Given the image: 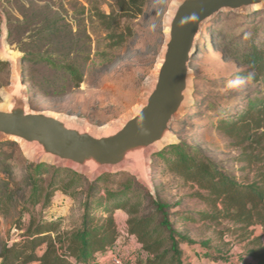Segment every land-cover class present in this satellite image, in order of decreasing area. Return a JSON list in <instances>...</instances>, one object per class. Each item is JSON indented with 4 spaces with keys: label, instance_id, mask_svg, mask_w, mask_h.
I'll list each match as a JSON object with an SVG mask.
<instances>
[{
    "label": "trees",
    "instance_id": "1",
    "mask_svg": "<svg viewBox=\"0 0 264 264\" xmlns=\"http://www.w3.org/2000/svg\"><path fill=\"white\" fill-rule=\"evenodd\" d=\"M145 3L146 0H108L109 11L105 12L94 0L89 19L106 33L104 37L110 45H121L131 35L129 27L120 31L121 20L141 15ZM31 8V15L25 10L23 19L15 24L37 23L34 41L38 50L44 45L46 48L42 52L20 48L22 64L44 65L50 70V77H43L42 87L52 89L61 83L68 89L78 88L91 60L92 41L86 34L84 6H80L81 17L75 20L76 31L60 11H52L49 2ZM224 15L226 12H219L206 22L203 40L222 47L227 57L243 67L242 77L264 83V10L236 15L238 24H248L249 29L229 37L220 36L215 25ZM10 24L8 19L7 25ZM5 66L0 61V69ZM22 76L25 81V68ZM214 116L216 131L239 151L236 161L241 164L240 170H256L253 178L226 173L200 149L181 140L153 155L156 171L181 179L194 190V197L209 206L208 212L197 214L198 219L188 212H172L175 204L165 202L156 189L150 193L126 171L102 173L88 181L71 168L18 158L20 149L16 142H0V173L5 176L0 180V211L21 201L20 212L29 215L27 223L15 222L21 231L16 240L0 241V264H95L97 257L117 242V211L125 214V232L139 244L145 255L144 264H185L182 245L194 242L177 230L172 213L178 216L176 220L185 222H230L229 233H240L243 240H248L244 261L264 264V96L238 98ZM13 161L21 167L19 174V165L14 168ZM56 192L73 199L82 197L80 213L65 227L63 218L48 219L35 209L50 207ZM254 227L261 229L259 235H253Z\"/></svg>",
    "mask_w": 264,
    "mask_h": 264
},
{
    "label": "rangeland",
    "instance_id": "2",
    "mask_svg": "<svg viewBox=\"0 0 264 264\" xmlns=\"http://www.w3.org/2000/svg\"><path fill=\"white\" fill-rule=\"evenodd\" d=\"M96 1L102 10L109 11L108 0ZM173 1L146 0L141 15L133 19L121 20L120 31L129 27L131 35L126 37L121 45L112 46L110 41L104 37L106 33L89 19V8L93 6L94 0H0V47L4 42L6 49L21 57L23 52L20 48L31 52H42L46 48L44 45L45 48L38 50V43L34 41L37 23L34 22L28 26L15 24L17 20L23 19L22 13L25 10L27 15H31L33 5L43 6L49 2L52 11H60L62 16L73 25V31L77 29L75 20L81 17L80 6H84L86 34L92 41L91 60L85 70L84 80L78 88L68 89L67 85L61 83L56 88L52 86V89L42 87L43 77L51 75L50 70L44 65H23L21 59L20 69L23 73L25 68L27 101L32 110L52 111L100 130L111 123L119 122L140 101L145 83L152 74L156 59L164 44L163 20ZM257 10H264V8ZM252 11L226 12V15L221 16V19L215 22L220 36L229 37L242 30L246 32L249 25L238 24L236 15ZM8 19L11 21L10 25H7ZM261 24L264 29V23ZM208 25L210 26L209 23ZM205 30L206 23L196 40L198 45L189 62L191 104L183 115L172 121L171 130L177 142L181 140L200 149L217 162L226 173L238 178L248 176L251 179L255 176L256 170H240L241 164L236 161L239 151L231 147L229 140L216 131L214 114L220 108L227 107L229 103H234L238 98L264 96V83H253L249 80L238 88L229 89L227 85L230 81L242 77L240 72L243 67L239 66L234 59L227 57L222 47L219 49L220 47L209 39L203 40L202 35ZM102 54L104 57L101 56ZM0 61L6 63V66L0 69V105L5 106L7 100L3 97L2 90L10 85L11 64L2 60L1 48ZM188 112H191V115H186ZM19 149L18 158L23 156L29 161H34L20 146ZM1 150H7V148L2 147ZM160 150L153 152L150 156L151 192L154 193L156 189L157 194L165 202L175 204L172 212H188L198 219L197 214L208 212L209 206L194 197V190L181 179L167 172L156 171L155 166L152 165L153 155ZM16 164L17 161L12 162L14 168ZM20 170L19 165L17 174ZM121 171L130 173L137 181L130 170L124 169L117 172ZM84 176L90 181L86 175ZM3 178L5 176L0 173V180ZM81 199V196L73 199L56 192L50 207L37 206L35 209L48 219L63 218L65 227L73 217L80 213ZM20 209L21 201H15L7 210L0 211V241L11 242L19 237L21 231L15 227V222L19 220L27 223L29 218L28 213H21ZM177 217L171 214L177 230L194 242L192 245H182L186 258L185 264H236L244 260L248 240H243L240 233L232 236L227 230L232 227L230 222L220 224L207 221L185 222L179 218L176 220ZM252 229L253 235L261 233L259 227ZM114 247L127 264H144L145 259L140 258L136 250L133 251L131 248L130 252L134 257L126 260L119 248L117 250L116 244Z\"/></svg>",
    "mask_w": 264,
    "mask_h": 264
},
{
    "label": "water",
    "instance_id": "3",
    "mask_svg": "<svg viewBox=\"0 0 264 264\" xmlns=\"http://www.w3.org/2000/svg\"><path fill=\"white\" fill-rule=\"evenodd\" d=\"M261 8L264 0H174L163 20L164 44L140 101L119 122L100 130L52 111L32 110L22 57L2 42V60L11 64V76L2 90L7 104L0 105V142H16L34 161L71 168L90 181L128 169L152 193L150 156L177 143L171 123L191 104L189 62L203 25L219 12Z\"/></svg>",
    "mask_w": 264,
    "mask_h": 264
},
{
    "label": "crops",
    "instance_id": "4",
    "mask_svg": "<svg viewBox=\"0 0 264 264\" xmlns=\"http://www.w3.org/2000/svg\"><path fill=\"white\" fill-rule=\"evenodd\" d=\"M125 215L122 211H117L116 212V222L118 226V231H119V236L116 242L117 245V250L119 248L122 256L126 260L131 259L132 256L130 249L136 250L139 252V257L145 259V255L141 252L139 244H137L131 237L129 238L125 232ZM103 263V262H102ZM101 263V264H102Z\"/></svg>",
    "mask_w": 264,
    "mask_h": 264
},
{
    "label": "built area",
    "instance_id": "5",
    "mask_svg": "<svg viewBox=\"0 0 264 264\" xmlns=\"http://www.w3.org/2000/svg\"><path fill=\"white\" fill-rule=\"evenodd\" d=\"M127 264L122 260L116 251V247H113L111 250L107 251L105 254L97 257L95 264ZM236 264H247L246 261L240 260Z\"/></svg>",
    "mask_w": 264,
    "mask_h": 264
},
{
    "label": "clouds",
    "instance_id": "6",
    "mask_svg": "<svg viewBox=\"0 0 264 264\" xmlns=\"http://www.w3.org/2000/svg\"><path fill=\"white\" fill-rule=\"evenodd\" d=\"M250 77H238L232 81H230L227 85L229 89H234L242 86L246 81H249Z\"/></svg>",
    "mask_w": 264,
    "mask_h": 264
},
{
    "label": "bare ground",
    "instance_id": "7",
    "mask_svg": "<svg viewBox=\"0 0 264 264\" xmlns=\"http://www.w3.org/2000/svg\"><path fill=\"white\" fill-rule=\"evenodd\" d=\"M26 100H27V98H26Z\"/></svg>",
    "mask_w": 264,
    "mask_h": 264
}]
</instances>
